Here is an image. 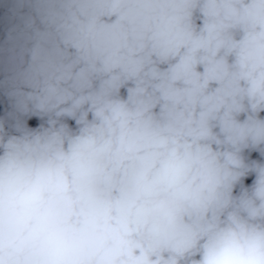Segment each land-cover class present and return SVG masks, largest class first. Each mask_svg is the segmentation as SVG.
<instances>
[{
  "label": "clouds",
  "instance_id": "9594fccd",
  "mask_svg": "<svg viewBox=\"0 0 264 264\" xmlns=\"http://www.w3.org/2000/svg\"><path fill=\"white\" fill-rule=\"evenodd\" d=\"M0 264H264V0H0Z\"/></svg>",
  "mask_w": 264,
  "mask_h": 264
}]
</instances>
